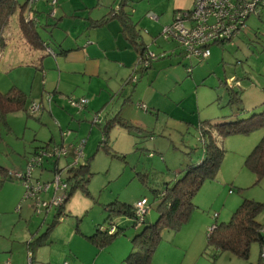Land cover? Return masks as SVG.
<instances>
[{"label":"rangeland","instance_id":"obj_1","mask_svg":"<svg viewBox=\"0 0 264 264\" xmlns=\"http://www.w3.org/2000/svg\"><path fill=\"white\" fill-rule=\"evenodd\" d=\"M63 1L57 0L51 6L46 0H17L7 26L8 37L2 36L0 91L6 92L15 85L26 93L29 111L33 104L40 109L31 115L18 111L7 114L4 119L0 117V166L12 170L22 168L33 147L50 137L64 145L83 139L86 140L84 160L88 163V182L83 188L74 189L63 204L61 214H57L54 208L34 209L33 200L23 199L24 186L14 179L5 180L0 185V255H13L28 264L27 241L48 229L47 241L38 246L34 264H54L63 251L67 255L68 246L72 249L68 252L71 258L78 252L82 264H128L125 257L131 238L154 223L159 215L158 193L203 157L206 137L201 133V126L206 122L245 119L264 111V97L249 95L243 86H235V81L244 79L246 72L251 76L246 79L252 84L264 83V37L255 38L248 32L249 39H246L242 34L245 28L223 45L211 44V54L206 59L183 58L178 54L180 48L176 42L162 34L175 17L174 1L128 0L126 8L139 29V40L155 54L153 67L147 73H135L130 78L138 54L128 40H125L126 50L135 58L123 68L110 58L100 63L95 75L77 73L72 71L77 67L72 55L57 57L62 72L55 66L57 59L52 55L43 58L42 68H36L30 63L38 51L33 55L19 32L18 19L25 2L22 13L33 12L31 18L37 24V33L53 46L49 29L43 27L46 21L56 23L57 27L74 23L75 30H80L85 26L84 19L88 21L89 13L92 17H101L119 6V0H70L71 6H64V10L67 14L76 12L66 17L61 13ZM78 7L81 9L77 13ZM256 20L257 16L250 15L248 23L254 25ZM107 22L110 23L97 28V35L100 39L106 37L101 45L113 50L117 46L115 35L119 43L124 37L115 29L120 25L117 18ZM258 25L264 31V18L258 20ZM189 66L192 72H187ZM231 75L236 77L231 80V86L239 98L233 103H229L231 92L225 85L229 86L227 80L222 83ZM69 96L85 98L87 107L77 110L71 106ZM141 104L146 110L140 108ZM95 115L100 119L101 128L93 122ZM120 121L129 122L133 127L125 128ZM106 123L111 126L105 137L102 132ZM212 134L224 150L218 170L195 194L194 208L180 229L161 233L151 264H256L259 259V243L251 244L249 258L245 260L229 252L216 253L211 246L207 247L206 235L215 217L217 223L227 221L243 199L264 203V177L257 180L244 164L246 156L264 136V127L246 134L218 136L214 131ZM69 161L70 158L61 157L58 167L64 168ZM62 174H66L65 169ZM51 176L43 173L41 178ZM142 198H147L150 204L144 223L134 226L132 219L113 216V221L123 230L103 249L84 237L95 233L100 225L107 226V207L111 203L133 205ZM54 218L56 222L49 228ZM258 220L264 221V211Z\"/></svg>","mask_w":264,"mask_h":264},{"label":"trees","instance_id":"obj_2","mask_svg":"<svg viewBox=\"0 0 264 264\" xmlns=\"http://www.w3.org/2000/svg\"><path fill=\"white\" fill-rule=\"evenodd\" d=\"M29 1L30 0H27V2ZM127 3L128 0H120L118 8H112L107 15L99 20V22L105 23L107 20L113 18H117L119 20L122 33L130 41L138 54L137 64L133 68V74L130 76V78H132L135 73L144 74L151 68V64L156 58L154 57L150 59L146 56L147 53L151 51L148 49L147 45L139 40L140 32L132 20V13L131 11L127 12L124 9ZM25 6L26 2L20 11L18 19L20 32L27 44L32 48L45 47L46 49L47 46H45V43L36 31L37 24L32 21L24 20V17L27 16V13H22L24 12L23 8ZM16 7L17 0H0V48L3 46V32L8 25L10 16L16 10ZM260 16L261 14L258 18ZM230 40H232V38ZM176 46L180 48L178 54L184 58L181 47L177 43ZM47 53L54 56L53 53L48 51ZM146 60L149 62L145 63ZM188 68H190V71L187 70V72H191V67ZM225 85L231 92V94H229V103L237 102L239 98L238 94L234 91L235 87L233 85ZM235 86L240 87L239 80L235 81ZM26 105L27 95L19 87L13 85L6 92L0 91V117L2 119H4L7 114L18 111H26L28 115L38 112H30ZM141 105L139 106L141 107ZM86 107L87 103L84 106V109ZM142 108L144 109L145 107ZM120 124L125 128L133 127L126 121H120ZM97 125L101 128V123H98ZM110 126L106 123L105 128H103V134L105 137L108 134ZM259 127H264V111L254 113L245 119L243 118L229 122L217 123L206 122L205 126L204 124L201 126V133L203 137H206L203 157L200 160L198 159L199 161L197 160V162L193 163L190 167H187L181 178L175 180L171 185H167L162 192L160 191L158 193V196L160 197L157 205L159 215L154 223L145 226L140 233L135 234L131 238V247L128 255L125 257V261L128 264H151L153 252L155 251L158 242L161 240V233L165 230L174 232L178 231L180 227L189 219V216L194 208L192 200L195 194L205 181L212 180L214 178L224 155V150L217 145L212 132L214 131L218 136L246 134ZM134 128L138 131L142 130L136 126H134ZM59 144L60 143H52L50 140L45 144L35 146V149L30 153V158L25 160L23 167L18 170L6 169L0 166V173L3 174V178L0 179V185H2V183L7 179L17 180L23 185L22 179L15 176L14 173L19 172L24 175L26 173V168L30 163V159L36 157L41 149H49L53 147V145ZM84 158L77 167H71L66 171L65 175L62 174L63 180L68 184L65 190L66 197L63 204L68 200L74 189L77 187L83 188L88 182L89 169L88 163L85 162ZM244 164L252 173L255 174L257 180L264 177V136L261 137L259 142L246 156ZM57 166V160H47L38 167L39 169L35 171L36 173L34 176L37 177V174L43 173L50 174L55 168L57 169ZM48 179L45 178V180ZM63 204L61 206L48 208L47 211L54 208L57 210V214H61ZM147 207L150 208L148 200ZM107 208V226L102 228L100 225L96 228L95 233L91 235H84V237L98 249H103L111 244V242L123 230L113 221V216H117L116 218L126 217L132 219L134 226H136L139 223L145 222L146 213H148L147 210L142 218H139L136 216L135 204L131 205L118 201L111 203ZM262 211H264V203L253 199H243L231 213V216L227 221H220L217 223V217H215V223L211 226L206 235L207 247L211 246L216 253L229 252L230 255L247 260L249 258L250 246L252 243L256 242L261 246L259 259L256 264H264V254H262V249H264V221L258 220V216ZM55 218L49 228L55 224ZM111 227H114L113 232H109ZM46 231L48 232V229H46ZM46 231L37 237H33L26 243L28 244V264H33L34 249L37 245L43 243L42 240L44 239L45 234H47ZM213 256H215V254Z\"/></svg>","mask_w":264,"mask_h":264},{"label":"built area","instance_id":"obj_3","mask_svg":"<svg viewBox=\"0 0 264 264\" xmlns=\"http://www.w3.org/2000/svg\"><path fill=\"white\" fill-rule=\"evenodd\" d=\"M51 6H54L57 0H46ZM264 10V0H192L189 8L178 9L175 17L169 25L165 26L162 34L166 39L174 40L181 47L184 58L205 59L210 55L209 46L211 44H223L228 42L240 31L246 27V19L250 15L259 16ZM54 12V10H53ZM52 12V13H53ZM32 13H27L25 21H32ZM47 51L53 53L51 48L46 47ZM150 59L155 54L148 52ZM149 61L146 60L145 63ZM190 71V68L187 69ZM232 80V79H231ZM228 84L231 86V82ZM239 84V83H237ZM71 106L81 111L84 109L87 101L85 98L68 97ZM142 107V105H141ZM144 107V106H143ZM40 107L33 104L30 112L39 111ZM95 124L100 123L98 115L93 117ZM66 133H63L65 135ZM86 140L67 145H53L49 149H41L36 157L30 159V163L23 175L15 172L14 175L22 179L25 188L24 198L34 201V209H44L61 206L65 200V190L68 186L62 178V170L67 171L71 167H77L84 158V146ZM61 157L70 158L64 168L57 166L48 180H41L35 177V171L39 169L47 160H57ZM44 193H50L49 197L44 198ZM136 216L142 218L147 212V200L142 198L135 203ZM114 227L109 229L113 232ZM30 255V253H29ZM56 264H68L62 261Z\"/></svg>","mask_w":264,"mask_h":264},{"label":"crops","instance_id":"obj_4","mask_svg":"<svg viewBox=\"0 0 264 264\" xmlns=\"http://www.w3.org/2000/svg\"><path fill=\"white\" fill-rule=\"evenodd\" d=\"M173 1H174L173 5L176 8L175 10L189 8L191 6V4H192V0H173ZM119 2H120V0H119ZM71 4L72 3H71L70 0L63 1V3L60 5V7L62 9V11H61L62 16L72 17V15L76 12V11H74L72 13L67 14L66 11L64 10V6L67 5L68 7H70ZM126 6L124 7V9L127 12H129V10L126 8ZM80 9H81V7L76 8L77 13H78V10H80ZM108 12H110V11H108ZM108 12L106 14H103L101 17H92L90 15V13H89L87 15L88 21L86 19H84L85 26L80 27V30H75V26L76 25L74 23L71 24L70 22H67V27H59V26L57 27L56 23L50 22V21H46L43 24L44 28L49 29L50 35H51V37L53 39V42H54L53 43L54 46L52 45L51 42L44 41L42 38L41 39L45 43V46L51 48V50L53 51L55 60L57 59L55 61V66L58 68L59 71L62 72L64 70L61 68L57 57H62V56L63 57H66V56L68 57L69 55H72V57H75L74 58V63H75L74 66H77L72 71L77 72V73L80 72L81 74H89L90 76L91 75H95V74L98 73L97 70L100 69V67H101L100 63L103 60H106V59L109 60L110 58H113L115 60L116 64H117V66H119V68H123L124 66L129 65V64H131L134 61L135 56L132 54V52L126 50V46L127 45H126L125 40H128V39L122 33L120 25H119L118 28H115V29L117 30L118 34H120V35L122 34L123 35L124 40L121 39V43H119V41H118L119 37H116V35H115V38H117L116 39V44H117L116 49L117 50L116 49L112 50L111 48H106L105 46L101 45V41L104 42L106 37L104 39H100L98 37V35H97V31H99L97 28L103 24V23H100L99 20L102 17H104L105 15H107ZM249 17L246 20L245 32L242 31L243 33L242 32L241 33L244 36H247L246 39H249L248 32L251 34V36L254 34L255 38L257 36L264 37V31H261L262 27H261V30H260V25H258V20H260V18L261 19L264 18V10H262L261 16L258 18V20H256L257 22H255L254 25L252 23H248ZM61 18L64 21V18L63 17H61ZM73 21H76L77 23L79 22V20H73ZM107 21L105 23H107V24L110 23V22H107ZM55 28H58V29H55ZM62 28L64 30H62ZM66 29L68 30L67 33H66V31H67ZM6 31H7V27H6L5 31L3 32V36H5L7 38L8 34L6 33ZM73 32H74V34H72ZM20 35H21V38L23 39V42L27 43L25 41L23 35L21 34V32H20ZM237 36L238 35H236V37ZM107 41H108V39H107ZM129 43H130V41H129ZM221 45H223V44H221ZM132 47H133V45H132ZM28 50L31 51L33 53V55H36V53L38 51L37 55L35 56L34 59L31 60V63H30V64H34L36 68H42L41 66H43V63H44L43 62L44 61L43 58L45 56H47V55H51V54L47 53V51H46V49L44 47L43 48L42 47L41 48H32L31 46L28 45ZM209 50H210V48H209ZM210 54H211V52H210ZM110 55H112V56H110ZM151 65H152L151 67H153V62H152ZM165 67L166 66H164V68ZM189 67H191V66H189ZM191 72H192V69H191ZM145 73H147V71ZM245 76L246 77L247 76L251 77L250 74H248V72H246ZM233 77H235V76L231 75V77H227L222 83H224L226 80H227V82H229L231 79H233ZM246 77L244 79H242L241 81L239 80L240 81V87L243 86L245 88V93H247L249 95L257 96L259 98L264 97V83L261 84V82L259 81L260 85L256 86L255 84H252L248 79H246ZM57 84H58V81H57ZM203 84H205V83L203 82ZM126 99L129 100L128 98H126ZM249 108H251V107H249ZM145 109H146V107H145ZM249 111L252 112L251 109ZM109 131L110 130L108 129V133H109ZM63 137L64 136L62 135V138ZM50 140H51L52 143H57L53 139V137H50V139L47 140L46 142H48ZM62 142L63 141H61V143ZM75 142H70V143H75ZM45 143H41V144H45ZM41 144H39V145H41ZM34 149H35V147H33L32 151ZM23 165H24V163H23ZM41 176H42V174H37V177L40 178ZM40 179L41 180H43V179L45 180V178H40ZM49 195H50V193H44L42 196L44 198H47V197H49ZM120 218H122V217H120ZM39 235L40 234L38 233L34 237H37ZM46 235L48 236L49 232ZM45 236H44V239L42 240V242H43L42 244H45L46 241H47V240H45ZM42 244L37 245L35 247V249H34V252H33V264H34V259H35V263L37 262L36 261L37 260L36 257H37V254H38V249L37 248H38V246H40ZM3 248H4V246H3ZM8 248H11V246L10 247L8 246ZM10 250H12V248L8 249V252H11ZM71 250L72 249H70L69 246H68V251L66 252L67 255H65V251H63L62 254H60L55 259L54 264L60 263L62 260L63 261H67L68 264H82V263H84L83 260H82V257L79 255L78 252H77V254L73 253L75 258H71V256L68 254V252L71 251ZM4 252H6V251H4ZM8 263H10V264H23L22 261H18V259H15V257L13 255H11L9 257H6L5 255H0V264H8ZM91 264H92V262H91Z\"/></svg>","mask_w":264,"mask_h":264}]
</instances>
